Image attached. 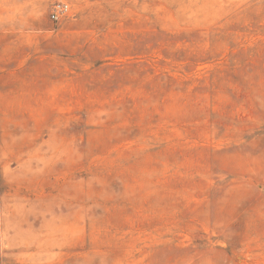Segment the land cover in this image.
Instances as JSON below:
<instances>
[{"label":"rangeland","instance_id":"rangeland-1","mask_svg":"<svg viewBox=\"0 0 264 264\" xmlns=\"http://www.w3.org/2000/svg\"><path fill=\"white\" fill-rule=\"evenodd\" d=\"M0 264H264V0H0Z\"/></svg>","mask_w":264,"mask_h":264},{"label":"built area","instance_id":"built-area-1","mask_svg":"<svg viewBox=\"0 0 264 264\" xmlns=\"http://www.w3.org/2000/svg\"><path fill=\"white\" fill-rule=\"evenodd\" d=\"M69 12V5L65 3H59L54 6L51 12V19L53 21H59Z\"/></svg>","mask_w":264,"mask_h":264}]
</instances>
